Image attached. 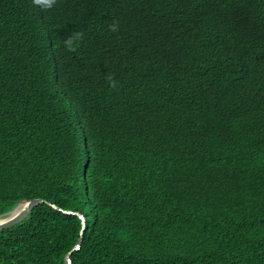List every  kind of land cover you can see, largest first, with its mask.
Here are the masks:
<instances>
[{"label":"trees","instance_id":"trees-1","mask_svg":"<svg viewBox=\"0 0 264 264\" xmlns=\"http://www.w3.org/2000/svg\"><path fill=\"white\" fill-rule=\"evenodd\" d=\"M0 264H264V0H0ZM81 240L79 250L73 251Z\"/></svg>","mask_w":264,"mask_h":264},{"label":"water","instance_id":"water-1","mask_svg":"<svg viewBox=\"0 0 264 264\" xmlns=\"http://www.w3.org/2000/svg\"><path fill=\"white\" fill-rule=\"evenodd\" d=\"M41 204H49L54 209L58 211H63L59 207L47 203L45 200L42 199L21 200L10 211L0 216V232L6 229H10L23 222L26 218L30 216L33 210ZM63 212L71 215L73 214L78 215L79 218L83 221L82 224L84 226V218L82 215L74 213L72 211H63ZM80 246H81V240L78 242L77 245L74 246L71 252L79 250ZM70 255L71 253L68 254L66 257V264H72L70 260Z\"/></svg>","mask_w":264,"mask_h":264},{"label":"clouds","instance_id":"clouds-1","mask_svg":"<svg viewBox=\"0 0 264 264\" xmlns=\"http://www.w3.org/2000/svg\"><path fill=\"white\" fill-rule=\"evenodd\" d=\"M44 3H45L48 7H51L52 4L54 3V0H44Z\"/></svg>","mask_w":264,"mask_h":264}]
</instances>
